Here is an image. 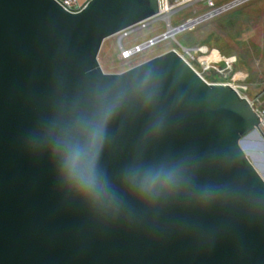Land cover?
Listing matches in <instances>:
<instances>
[{
  "label": "water",
  "instance_id": "95a60500",
  "mask_svg": "<svg viewBox=\"0 0 264 264\" xmlns=\"http://www.w3.org/2000/svg\"><path fill=\"white\" fill-rule=\"evenodd\" d=\"M159 12L0 0V264H264L249 99L174 49L122 72L99 62Z\"/></svg>",
  "mask_w": 264,
  "mask_h": 264
},
{
  "label": "rangeland",
  "instance_id": "374dc122",
  "mask_svg": "<svg viewBox=\"0 0 264 264\" xmlns=\"http://www.w3.org/2000/svg\"><path fill=\"white\" fill-rule=\"evenodd\" d=\"M213 1L214 7L209 6L207 0H193L179 5L172 14V25L179 26L189 21H195L215 9L235 2V0ZM166 30L165 21L157 19L146 28L125 38L123 44L126 47H131ZM177 39L186 47L194 48L199 44L208 48L207 59L213 60L215 63L212 62L210 68L202 72L207 80H219V75L213 66H221L225 60L229 59L234 63L233 74L229 80L239 92L250 100L261 96L264 89V0H245L233 4L232 7H228L218 14L197 21L191 28L180 33ZM201 40L207 41V44H200ZM176 47L178 45L175 41L167 39L141 54L121 60L118 36L115 35L104 41L99 54V62L105 72H122ZM194 65L201 70L200 64L194 62ZM251 141L254 145L251 150L258 158L256 160H260L264 166L263 140L255 138Z\"/></svg>",
  "mask_w": 264,
  "mask_h": 264
},
{
  "label": "built area",
  "instance_id": "2783aa9c",
  "mask_svg": "<svg viewBox=\"0 0 264 264\" xmlns=\"http://www.w3.org/2000/svg\"><path fill=\"white\" fill-rule=\"evenodd\" d=\"M61 4L68 10L72 12H78L80 11L88 1H80V0H59ZM193 0H159L160 2V12L157 16L143 20L131 27H128L122 31H120L117 36H118V41H119V58L121 60H127L130 59L138 54H141L145 50H148L154 46H156L158 43L167 40V39H172L173 41L176 42L178 47L173 48L180 56H182L205 80H207L203 75L202 72L206 71L210 68L211 63H215L213 60H208L207 55H208V48L205 46H200V47H186L183 44H181L177 36L186 31L187 29L191 28L194 23L197 21H202L210 16H213L215 14H218L222 10H225L228 7H232L234 2H230V4L224 5L218 9L213 10L212 12L208 13L206 16L196 19L195 21H189L186 23H183L179 26H173L172 25V14L176 11V8L179 5H184L185 3H188ZM207 3L209 6L214 7L215 3L213 0H207ZM157 19H163L166 23L167 30L161 34H158L154 37L148 38L147 40L143 42H139L134 44L131 47H126L123 44V40L127 37H129L132 33L146 28L151 22L157 20ZM206 58V59H204ZM194 62L197 64H200L201 70L198 69L195 65ZM221 66H213L219 77L222 78L221 81H209L211 83H229L232 86L236 88V86L232 83L230 79V76L233 74L234 70V63L232 60H225ZM237 89V88H236ZM248 98V97H247ZM249 99V98H248ZM250 103L256 110V112L259 114L261 118V127L264 132V89L258 98L254 100H250Z\"/></svg>",
  "mask_w": 264,
  "mask_h": 264
},
{
  "label": "bare ground",
  "instance_id": "6f19581e",
  "mask_svg": "<svg viewBox=\"0 0 264 264\" xmlns=\"http://www.w3.org/2000/svg\"><path fill=\"white\" fill-rule=\"evenodd\" d=\"M253 136H254V135H250V136H249L248 140H249L250 142H249L248 147H247V149H248L250 152H252V154H253V151L251 150V148H254V145L251 143V142H252L251 140H252V139H255V137H253ZM254 154H255V153H254ZM254 154H253V155H254ZM255 157H256V159H258L256 155H255ZM260 158H261V156H260ZM257 162L259 163V165H260L261 167L264 168V166L262 165V163L260 162V160H258Z\"/></svg>",
  "mask_w": 264,
  "mask_h": 264
},
{
  "label": "trees",
  "instance_id": "16d2710c",
  "mask_svg": "<svg viewBox=\"0 0 264 264\" xmlns=\"http://www.w3.org/2000/svg\"><path fill=\"white\" fill-rule=\"evenodd\" d=\"M200 44H203V45H204V44H207V41H203V40H201V41H200ZM198 46H200V45L198 44ZM198 46H197V47H198ZM221 80H222V78L219 77V80H215V81H221Z\"/></svg>",
  "mask_w": 264,
  "mask_h": 264
},
{
  "label": "clouds",
  "instance_id": "9594fccd",
  "mask_svg": "<svg viewBox=\"0 0 264 264\" xmlns=\"http://www.w3.org/2000/svg\"><path fill=\"white\" fill-rule=\"evenodd\" d=\"M86 184H88L89 186H90V184H91V181H88V180H85L84 181Z\"/></svg>",
  "mask_w": 264,
  "mask_h": 264
},
{
  "label": "crops",
  "instance_id": "0c3cea01",
  "mask_svg": "<svg viewBox=\"0 0 264 264\" xmlns=\"http://www.w3.org/2000/svg\"><path fill=\"white\" fill-rule=\"evenodd\" d=\"M83 2H85V1H88V0H82Z\"/></svg>",
  "mask_w": 264,
  "mask_h": 264
}]
</instances>
